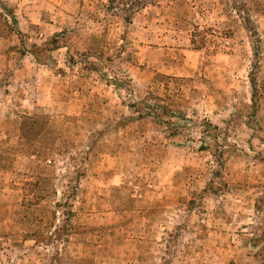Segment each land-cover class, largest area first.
I'll return each mask as SVG.
<instances>
[{"label":"rangeland","instance_id":"1","mask_svg":"<svg viewBox=\"0 0 264 264\" xmlns=\"http://www.w3.org/2000/svg\"><path fill=\"white\" fill-rule=\"evenodd\" d=\"M109 1L0 0V264H264V0Z\"/></svg>","mask_w":264,"mask_h":264},{"label":"trees","instance_id":"2","mask_svg":"<svg viewBox=\"0 0 264 264\" xmlns=\"http://www.w3.org/2000/svg\"><path fill=\"white\" fill-rule=\"evenodd\" d=\"M116 2H118V3L121 2V3L124 4V6L127 4L126 2H123V0H110L109 4L107 5V9L108 10L112 9L114 11L119 12L122 8H121V6H119V4H115ZM1 9L3 10L4 14L3 15L0 14V18L3 19L5 22H7V27H8L9 32H16L15 31V27L17 25V19H16L15 15L13 14V12L11 10L6 8L5 6H1ZM3 16H6V17H3ZM10 20H11L12 23H11V25L8 26V22ZM125 20L127 21V23L131 22V19L128 18V17L125 18ZM192 43L195 44V41L192 40ZM38 118L39 117L35 116L33 121L37 122ZM30 119L32 120V118H30Z\"/></svg>","mask_w":264,"mask_h":264}]
</instances>
